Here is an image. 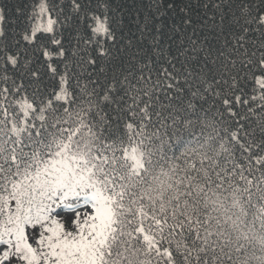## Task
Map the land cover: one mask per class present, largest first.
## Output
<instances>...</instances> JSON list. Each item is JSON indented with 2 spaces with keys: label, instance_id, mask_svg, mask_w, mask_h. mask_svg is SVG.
Wrapping results in <instances>:
<instances>
[{
  "label": "snow or ice",
  "instance_id": "6c2138e0",
  "mask_svg": "<svg viewBox=\"0 0 264 264\" xmlns=\"http://www.w3.org/2000/svg\"><path fill=\"white\" fill-rule=\"evenodd\" d=\"M71 4L64 20L55 0L31 8L23 39L48 36L45 59L66 56L56 28L79 22L83 6ZM227 8L223 43L190 38L157 59L121 50L107 11L85 12L91 53L81 59L106 61L103 81L73 86L53 63L47 83L27 64L14 78L19 57L6 56L0 264H264V0ZM5 21L0 11V36ZM208 95L220 101L211 116L198 106ZM194 122L198 135L161 152V129ZM60 208L75 215L61 221Z\"/></svg>",
  "mask_w": 264,
  "mask_h": 264
},
{
  "label": "trees",
  "instance_id": "16d2710c",
  "mask_svg": "<svg viewBox=\"0 0 264 264\" xmlns=\"http://www.w3.org/2000/svg\"><path fill=\"white\" fill-rule=\"evenodd\" d=\"M34 2L35 0H0V11L6 17L4 35L0 36V70L5 66L6 56L15 55L19 57L21 68L19 70L10 68V75L19 78L25 70L24 65L27 64L39 71L47 83L50 78L47 65L53 63L60 72L68 70L73 78L71 82L75 86L76 76L82 78L92 76L103 81L109 74V66L103 59L99 60L96 66H89L81 59L82 56L86 57L91 53L90 46L84 43L87 35V28L83 22L85 12L107 11L116 31L117 46L121 50L127 47L129 56L140 50L148 51L153 55V59H157L161 53L164 57L171 58L170 54H175L178 48L189 43L190 38L200 41L207 39L214 45L223 43L226 37L221 32V27L227 32L228 26L233 22L234 9H228L227 5L234 3L235 0H80L83 11L80 13L79 22L73 19L63 26L57 25L56 28V36L62 39L66 56L64 59L53 57L51 60L45 59L42 55L45 44L49 49L54 47L48 36L41 34L35 43H28L23 39L24 31L29 27ZM55 3L63 8L61 20H64L65 16L74 15L71 0H55ZM253 3L259 4L260 0H253ZM217 4L221 5L219 9L216 7ZM222 16L228 17L223 26L220 25ZM185 20H191L192 23L185 24ZM213 20L216 21L215 24ZM239 28L240 26L236 25L234 30L239 31ZM251 46L249 42V47ZM256 46H259L258 41ZM112 51L115 52V48H112ZM81 82H84L83 79ZM198 106L207 109L211 116L216 108H220V101L208 95L206 99L198 102ZM236 110L241 113L246 111L243 107H237ZM225 115L226 119H229L227 114ZM236 127L232 124V128ZM161 131H167L168 135L163 136L160 150L171 155L172 146L179 140H187L194 134L198 135L201 132V125L196 122L191 127L187 124H178L174 128Z\"/></svg>",
  "mask_w": 264,
  "mask_h": 264
},
{
  "label": "rangeland",
  "instance_id": "374dc122",
  "mask_svg": "<svg viewBox=\"0 0 264 264\" xmlns=\"http://www.w3.org/2000/svg\"><path fill=\"white\" fill-rule=\"evenodd\" d=\"M58 211H59L60 215L57 216L56 218L60 219L61 221H64L65 219H70L75 215V213L64 211L63 208L58 209ZM79 211L81 214H83L84 212L88 211V209L81 207L79 209Z\"/></svg>",
  "mask_w": 264,
  "mask_h": 264
}]
</instances>
